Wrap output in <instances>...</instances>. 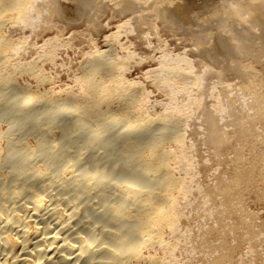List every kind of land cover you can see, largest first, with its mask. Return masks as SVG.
<instances>
[{"label":"rangeland","instance_id":"374dc122","mask_svg":"<svg viewBox=\"0 0 264 264\" xmlns=\"http://www.w3.org/2000/svg\"><path fill=\"white\" fill-rule=\"evenodd\" d=\"M204 3L216 4L214 0H176L174 17H171L173 32L164 29L165 24L156 22L159 38L153 35L146 37L150 41L149 45L144 40L146 32L141 41L131 33L130 24L118 27L123 19L119 21L116 17L118 20L114 18L111 21L107 12L98 13L94 8L93 17H95L96 24L93 29L90 28L85 18L88 8L83 6L79 7L80 9L74 7L68 13L71 19L78 15L81 17V20L70 29L86 34L81 39L68 40L65 36L61 39L51 38L54 36L51 32L38 37L34 31L32 32L31 25L9 33L7 32L8 23L0 24L3 27L0 44L3 42V35L19 42L14 46L15 54L9 60L10 66L0 60V78L2 75L8 76L7 72L12 73L11 79L9 77L10 80L5 82L6 85L4 80L2 81L4 85L0 82V161L2 162L0 169L3 172L7 171L8 168L4 167H10L8 164L11 163L8 162H12L11 160L25 153L29 163L35 159L39 161L42 156L43 161L36 163L34 167L41 168L44 164L45 167L41 169H46V175L52 176H48L49 179H53L55 175L58 183L61 182L59 185H65L66 182L73 178L78 179V177L82 179H78V185H96L102 181L104 186L100 192L93 187V195L85 194L86 196L71 193L68 195L69 198L62 190L52 188L56 199L57 197L58 199L64 197L65 200L69 199L67 203H71L69 206L74 207L71 209L76 214L78 213L73 221L80 220L93 224V233H95L93 234L95 236H93V248L103 249V254L100 256L101 261L106 262L113 251L121 252L123 255L135 254L137 250L131 253L129 247L137 246L136 249L139 251L136 255L142 256H140L142 259L139 260V264H211L216 260L218 264H264V177L262 176L264 142H261L259 137H244L245 139L241 141L231 137L219 146L221 157L217 162L208 155L209 148L212 149L211 146L198 140L201 134L193 133L203 124L197 119L199 108L191 105L188 111L184 109L186 102H190V98L194 99L197 87L188 79L189 68L183 58H177V54L185 55L194 60V63H196V58L202 57L193 55L191 42L181 41L184 44H178L180 41L174 38L190 36L185 33L187 29H199L191 24L196 23L195 20L203 16ZM209 8L205 10V15L209 13ZM52 20L60 26H65V23L56 17ZM150 22L155 23V21ZM142 27L143 29L148 28L146 25ZM215 41L219 45V39L216 38ZM23 43H25L24 46ZM257 46L258 44L255 47ZM163 54L175 61L173 68H171L172 63H169L159 70ZM92 56L93 61L91 62L89 60ZM116 59L124 60L123 62L126 63L125 69L119 71L120 85L126 87L127 84H132L133 86L122 89V92H116L113 87L115 85L109 83L107 91L110 93V102L102 104L106 95L99 94L97 106L94 105L99 112L102 110L101 114L105 112L102 115L107 116L103 119L99 116L100 114L95 118L85 117L83 112L87 104L81 106L84 104V94L80 92L75 79L83 74L82 70H85L84 67L89 63L93 64V76L101 77L104 68L102 65L97 66V63L107 64L109 61L113 63ZM242 63L251 65V70L257 74L259 88L264 93V56L248 55L242 59ZM27 65L32 68L27 71L21 69ZM110 69V74L113 75L115 65ZM167 74L174 75L170 82L157 84L156 80L164 78ZM230 76L227 75L225 78H230ZM213 79L215 78L208 79V86H211ZM234 80L239 81L236 77ZM170 87L173 93H170ZM183 88L190 91L189 99L188 94L182 90ZM216 90L217 88L213 89L212 96L207 95V108L211 107L215 111L214 105L220 101V98H216ZM30 92L43 95L49 101L46 100L45 104L38 102L27 104L26 110L20 109V103L25 102ZM139 93L143 97L139 109L143 123H136L134 118L119 111L122 105L121 97ZM234 105L238 107V103L234 102ZM191 111L193 117L196 115V118L187 117L188 114L191 115ZM215 114L220 116L219 112ZM110 116L117 118L112 121ZM175 118L182 120L181 127L173 123ZM127 120L135 122L138 127L128 130L125 125ZM169 121L173 122L169 123ZM257 126H264V120L259 121ZM129 135H141V140L130 138ZM178 135L181 139L174 140ZM156 137L162 140L161 149L151 145ZM130 141L134 143L132 145L134 147L129 149L126 144ZM70 150L74 153L69 152L67 155L66 153ZM233 150L240 154L242 160L240 167L250 171L251 186L242 189L240 203L236 204L237 207H242L248 217L241 222L234 209L228 210L224 239L230 246L205 248L202 247L201 242L203 240L217 242V231L213 219L206 217L204 212L220 203V195L215 191L214 186L219 177L224 180V177L233 175L234 162H231L235 156L232 153ZM165 152H169L172 158L167 165V167L171 166L168 178L172 177L179 184L188 183L189 193L185 199H181L178 190H173L171 187L167 191L163 190V195L165 194L163 197L177 200L178 206L174 216L176 231L173 233L171 229L163 228L158 234L150 233L148 237L146 233L150 231H147L143 236L140 233L137 234L140 225L136 220L131 219L122 223L119 217L114 215V211L119 207L126 211L135 208V204L129 200L128 194L126 195V190L136 189L147 192L155 189L156 183L161 179L166 180L162 170L159 171L160 173L151 174L153 171H147L145 167L147 160L164 159ZM59 153L61 156L58 155ZM181 154L185 159L192 158L193 166L189 167V164L184 166L186 160L181 158ZM49 155L52 156L49 158ZM32 156L33 158L38 156V158L32 160ZM7 157L11 159L8 162ZM179 160L184 163L183 166L180 165ZM51 164L56 168L52 169ZM49 167L52 171L48 169ZM61 168L64 170L68 168L69 171L62 174L64 170ZM48 170L52 173L57 171V173L52 175L51 172H47ZM8 176V182L5 184L14 181L12 174ZM64 176L69 179L65 181ZM87 177L93 180H88ZM83 179H85L84 182ZM54 184L57 186V181ZM7 190L12 191L11 187H7ZM234 192L235 190H232V193ZM21 194L18 195L20 198L23 197ZM192 203L199 204V208L192 209L190 207ZM69 206L66 207L68 210ZM6 207L7 204L3 208L0 204L2 218L17 212L22 216L20 218H23V221L25 219L24 222L36 226L19 210L14 211V208L11 209L8 206L12 212L9 209L6 212ZM61 216L64 217L62 214ZM156 235L160 243L155 242L154 236ZM79 237L85 239L87 236L80 233ZM80 238L77 237L78 240ZM140 243H142L141 247H139ZM222 254H227L228 258H221Z\"/></svg>","mask_w":264,"mask_h":264},{"label":"bare ground","instance_id":"6f19581e","mask_svg":"<svg viewBox=\"0 0 264 264\" xmlns=\"http://www.w3.org/2000/svg\"><path fill=\"white\" fill-rule=\"evenodd\" d=\"M214 1L216 4L204 3L205 8L202 9L203 16L198 17L195 20L196 23L191 24V26L194 25L198 27V30L187 29L188 31H185V33L190 36L174 38L173 34L172 39L174 38L180 41L178 44H184L182 42H191L193 55L202 57L199 59L196 58V63H194V60L189 59L185 55L177 54V58H183L185 64L189 68L187 72L189 74L188 79L197 87L194 99L189 97L190 91L188 89H182L188 94V99L190 98V102H186L184 109L188 111L191 105H196L197 108H199V117H197V119L200 120L201 124L203 122V124L202 127H198V130L193 133L195 135L201 134L198 140H201L204 144L208 143L211 146L212 149L209 148L208 155L219 162L221 153L218 148L231 137L238 138V141L245 139L244 137H259L261 142H264V126L256 127L259 121L264 120V93L259 88L257 74L253 73L251 65L242 63V59L248 55L254 57L258 55L264 56V0ZM81 6L88 8V14H86L85 18L90 28L93 29V26L96 24L95 17H93L94 8L98 13L100 11L107 12L111 21L114 20V18H118L119 21L123 19V21H120L121 23L118 27L130 24L131 33L135 38L141 41L146 32L144 40L148 45L150 41H148L146 37L149 35L159 38L156 22L165 24L164 29L168 30V32H173L171 26L173 21L171 17H174L176 0H0V24L7 22L9 25L7 32L9 33L23 28V26L31 25L32 32L34 31V34L38 37H43V35L51 32L52 35H54L51 38L61 39L65 36V39L67 38L68 40L81 39L83 36H86V34L76 29L70 30L74 27L73 25L75 23L81 20V17H78V15L76 18L71 19V17L68 16L71 9L74 7L80 9L79 7ZM207 8H209V13L205 15V10ZM53 17L65 23V26H60L57 22H54L52 20ZM149 17H151V19H149ZM149 20L155 21V23H151ZM142 25H146L148 28L143 29ZM2 28L3 27L0 26V34L3 32ZM216 38L219 39V45H217L215 41ZM49 39L50 38H48V40ZM2 40L3 42L0 44V60L9 65V60H11L15 54L14 46L19 42L5 37V35L2 36ZM256 41H258V43H256ZM45 42L46 40L44 43ZM24 44L25 43H23V46ZM256 44H258L257 47H255ZM23 46L21 47L23 48ZM89 61H93V56ZM123 61L124 60L119 61L116 59V62L113 63H111V61L107 64H105V62L97 63V66L102 65L104 68L103 76L98 78L93 76V64L89 63L84 67L85 70H82L83 74L75 79V83L80 87V92L84 94V104L81 106H86L87 104L84 109L85 111H82L85 117L95 118L100 114L99 116L103 119L107 116L102 115L105 112L101 114L102 110L99 112V109L97 110L96 107L94 108V105H96L99 100V94L106 95V98L103 100L104 103L102 104H108V102H110V93L107 91L109 83L115 85L113 87H115L116 92H122V89L133 86L132 84H127V86L124 87L119 83V71L125 69L126 66V63ZM169 63H172L171 68L175 66V61L163 54L162 60L159 63V70ZM114 65L115 72L111 75L110 67ZM30 68L32 67L27 65L21 69L27 71ZM9 73H6V75H8L6 77L5 75L1 76L0 79L2 80L0 82L2 85H6L7 80L11 79L10 75L12 73ZM227 75H231L230 78H225ZM172 76L167 74L164 75L162 79L158 78L156 80L157 84L162 85L166 84V81L170 82ZM235 77L239 79V81L234 80ZM210 78L215 79L212 80L211 86H208V79ZM3 80L4 84L2 82ZM215 88H217L216 98H220L219 103L214 105L216 111L211 107L210 109L207 108V95L212 96V91ZM169 91L173 93L171 92V87ZM29 95L26 97L25 102L22 101L20 103V109L26 110L27 104H34L36 102L42 104L46 100L49 101L48 98L43 95H38L33 92H30ZM142 100L143 97L141 93L129 94L128 96L124 95L121 97L122 105L119 111L122 114L134 118L137 121L136 123H143L144 120H142L139 115L141 114L139 109ZM234 102L238 103V107L234 105ZM215 112H219L220 116H216ZM112 117V121L117 118L114 116ZM187 117L194 119L196 115L193 117V112L191 111V115L188 114ZM173 121H169V123L173 122L180 127L183 124L180 118H175ZM136 123L127 120V124L125 125L128 130H131L138 127ZM129 136L130 138H141V135ZM159 139L161 138L156 137L151 143V145H155L157 149H161L163 146V144H161L162 140ZM175 139L180 140L181 136L178 135L174 140ZM131 141L126 144L129 149L134 147L132 146L134 143H131ZM69 152L72 153V150L68 151L66 154L68 155ZM232 153L235 155L231 159V162H234L232 167L234 171L233 175L224 177V180L222 177H219L216 186H214L215 191L220 195V203L215 207H210L204 212L206 217L213 219L217 231V242L213 243L202 239L201 245L205 248L230 246L224 239V233L227 230V222L225 219L229 214L228 210L231 208L234 209L241 222L248 217V214L243 211L242 207H237L236 204L240 203L242 189L251 186L250 171L243 170L240 167L242 163L240 154L237 153L236 150H233ZM66 154L64 153L65 156ZM165 154L166 157L162 160L145 161V167L147 171H153L151 174H156L162 170L166 180L161 179V181L156 183L157 186L155 189L147 192L136 189L126 190L125 193L126 195L128 194L129 200L135 204V208L131 211H126L119 207L114 211V215L118 216L122 223H126L131 219L136 220L140 225L137 234L140 233V235L150 231L146 233L149 237L150 233L158 234L163 228H169L174 233L176 231L174 216L176 215L178 206L177 200L171 197H163L165 196V194L163 195V190L167 191L170 187L173 188V190H178L181 199H185V196H188L189 193L188 183L179 184L177 180L172 177L168 178L170 177L171 166L167 167V165L169 161H172V158H170L169 152H165ZM58 155L61 156L60 153ZM50 156L52 155H49V158ZM3 157L2 155V158ZM33 157L34 156H32V160L38 158V156L35 158ZM41 157L39 161L35 159V161L30 163L27 162L26 159L28 158L25 157V153L17 159H10L12 162H8L10 160L7 157V162L11 164L6 163L10 165V167H4L8 168V170L4 172L0 169V204L2 208L7 204L6 212L9 207L11 209L14 208V211L17 209L19 212L23 213V216L28 220L36 224V226H31L27 222H24L25 219L23 221V218H20L22 216L17 212L16 214L11 213L13 216L10 215L9 213L12 212L11 209H9L11 211L7 213L9 215L6 216V218L0 216V264H139V260L142 259V256L136 255L137 251H139V249H136L137 246L129 247L131 253H135L134 251L137 250L135 254L130 255H123L121 252H111L109 250L111 252H108L110 253L109 258L106 259V262L101 261L100 256L103 254V249L101 247L93 248V234H95L93 233V224L80 220L73 221L74 216L78 213L76 214L73 209H71L74 208L69 206L71 203H67L69 199L65 200V197L60 199L57 197L56 199V194L53 192V189L57 188L62 190L67 196L71 193L78 196H80L79 194L93 195V187L100 192L104 183L101 181L96 185L90 183H88L90 185H78V179H80L78 177V179H71L68 181L69 183L66 182L65 185H59L61 182L58 183V180H56L57 178H55L54 175L55 171L53 173L51 172L53 168H56L52 164V169L50 167L48 168L51 169V171L48 170L47 172H51V174L54 175L53 179L48 178L50 174L48 173L49 175H46V169H44L45 171L42 170L45 167L43 163L42 169L34 167L36 163H41L43 161ZM181 158L186 160L185 165L179 160L181 166H186L187 164H189V167L193 166L192 158L185 159L182 157V154ZM0 163L2 162L0 161ZM67 169L68 168H66V170L62 169L64 170L62 174H65V171H69ZM9 174H12V177L14 176V181L7 183V187H11L12 191L7 190V184H5L8 182L7 179L9 178ZM262 176L264 177V171L262 172ZM12 177L10 176V179ZM91 177H87L86 179L89 180ZM64 178L66 179L65 176ZM54 179L57 181V186H54V182H56ZM84 180L85 179H83V182ZM88 180H86V182H89ZM91 180H93V178ZM63 182L64 180L62 183ZM232 190H235V192L232 193ZM19 194L23 197L20 198L18 196ZM61 196L63 197V195ZM68 197L70 198V196ZM73 205L74 204H72V206ZM67 206L70 207V212L66 208ZM190 207L197 210L199 204L192 203ZM77 208L76 206V209ZM14 211L13 213H15ZM65 212H67L66 215ZM61 214L64 217H62ZM197 214L199 215V212H197ZM80 233L85 234L87 237L85 239L83 237L80 238ZM77 237L80 239L78 240ZM154 239L156 240L155 242L160 243L157 235L154 236ZM140 244L139 247L142 246V243ZM220 257L228 258V255L222 254ZM211 264H218V260Z\"/></svg>","mask_w":264,"mask_h":264}]
</instances>
